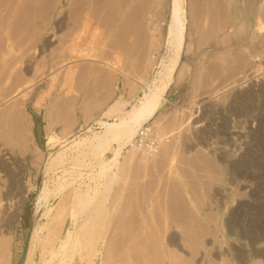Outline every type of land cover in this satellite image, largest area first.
<instances>
[{
	"label": "rangeland",
	"instance_id": "obj_1",
	"mask_svg": "<svg viewBox=\"0 0 264 264\" xmlns=\"http://www.w3.org/2000/svg\"><path fill=\"white\" fill-rule=\"evenodd\" d=\"M148 1L0 0V161L6 162L0 165V264L16 263L30 225L37 227L38 232L28 264L56 263L61 246L69 241L67 232L73 231L76 223L68 202L73 185L64 183L62 178L69 179L78 172L85 176L95 167L88 170L90 166L76 161L78 165L66 173L61 172L63 167L46 173L44 164L49 155L62 151L67 159L63 166H71L75 151L67 149L70 143L62 146L60 141L79 135L82 130L76 131L78 121L91 122L114 99L132 101L140 95L139 86L131 79L149 80L157 69L155 61L167 55L166 47L155 42L159 36L155 25L160 23L163 27L166 20L154 19ZM217 1L184 0L185 45L181 64L159 114L149 122L151 132L147 133L151 134L140 143L144 149L159 146L156 148L160 150L141 163L136 155L130 157L125 152L127 148L123 149L114 168L120 180L110 192L111 206H107L105 222L97 235L84 238L87 244L83 241L75 246L73 256L66 258L64 264H85L86 251L92 245L105 257L103 264H112V250L121 251L119 235L125 232L121 209H126L128 202L139 201L147 213L148 209H158L155 203L163 200L175 205L185 203L194 222L165 223L158 235L160 239L146 235L145 246L139 248L149 245V264H167L158 256L166 251L179 255L184 264H221L217 261L219 256L226 264H264L257 255L264 250V45H259L260 38L253 33L255 25L247 31L231 25L234 7L247 13L248 24H254L256 18L264 16V0ZM143 3L146 8L138 16L146 38L135 44V33L129 31L124 35L125 42L120 40L123 45L114 50L121 56L117 66L130 75L131 79H126L102 62L113 59L105 54L112 49L108 44L118 21L115 18L118 16L129 27L130 14ZM218 10H223L221 20L215 14ZM88 48L95 54L92 59L82 57ZM180 106L185 111L179 112ZM104 116L113 120L112 116ZM190 117L194 121L187 124ZM105 156L111 157V151ZM91 161L84 157L82 164ZM133 179L144 184L142 196L128 188ZM58 182L64 185L61 190ZM44 185L48 193L35 212ZM10 186L16 191L12 190L8 199L4 195ZM257 206L263 210L261 213ZM231 208L243 212L237 215L238 220L245 219L243 225L236 220L235 224L229 223ZM158 211L161 217L165 216V209ZM245 217L251 221L246 222ZM170 238L172 243H166ZM237 251L246 253V258L238 260ZM100 257L91 255L97 263ZM172 262L179 264L176 259Z\"/></svg>",
	"mask_w": 264,
	"mask_h": 264
},
{
	"label": "bare ground",
	"instance_id": "obj_2",
	"mask_svg": "<svg viewBox=\"0 0 264 264\" xmlns=\"http://www.w3.org/2000/svg\"><path fill=\"white\" fill-rule=\"evenodd\" d=\"M109 1H111V0H109ZM152 2L153 3H151V1L149 0L147 2L148 3L147 7H149V8L151 7L153 9V11H154V13H153L154 14L153 15L154 19L155 18L158 19L159 17H162L163 21L166 20V23H164L165 25L163 27L159 23L160 21L158 22L159 23L158 25H155V22L152 21V20H151V23L154 22L152 24H154L156 26L155 27V31H157L158 32L157 35H159L158 38L155 40V42H157L158 46H165L166 47V51L165 52H167V55L162 56L159 61L158 60L155 61L154 64H155V66H157V69H156V71L154 72V74L152 75V77L149 80H144V79H140V78L138 79V77L135 78V79H133V78L131 79L129 77L130 76L129 74H127L124 70H121L117 66L118 59H120L119 57H121V56H120V54L117 51H114V50L116 49V47L118 48L123 42H125L124 41V38H125L124 35H126L127 32H129V31L135 33L134 34L136 36L135 37L136 39H135V42H134L135 44H138L139 41H142V39L145 37L146 33L143 32V30L141 29L142 27H141V24L139 22V16H138V15H140V12L144 8H146V5H144L145 2L143 4H140V9L135 8L134 11H132V13L130 14L131 23H129L130 24L129 27L125 23H123V20H120V18L118 19V16L117 17L115 16L116 17L115 18V22L117 20L118 21H117L116 25L114 24L115 27H114V29H112V31L114 33L112 32L111 39H110V42L108 44V46L111 47L112 49L107 51V53L105 54L106 56H111L113 59H112V61L110 63H108V62L107 63L102 62V63L107 64V66L110 69H113V70L117 71L121 75V77L122 76H125L124 78L129 77L128 79H131L134 82V84L136 83L139 86V88L141 90L139 92H141V94L138 95V96L135 95L136 97L132 101L126 100L127 98H125V99H122V98L121 99H119V98L118 99H114L111 103H109L107 105V107L105 109H103L101 111L99 116H96V118L93 119L89 123L82 122L81 120L78 121L77 126H76V131L78 132V131L82 130V132H80L79 135L82 134V133L84 135L81 136V137H79V135H77V136L72 135L70 138L62 139L60 141L62 143V146H65L68 143H70L69 146L67 147V149H71L72 148L75 151V155L72 156V158H74V162L72 163L71 166H68V167H64L63 166L64 165L63 164L64 161L67 160V159L64 156V153H62V151L57 152L54 156L49 155L47 160H46V162H45V164H44V169H45L46 173H48V172H50L52 170H56V169L61 168V167H63L61 169V172L66 173L68 171V168H72V166L75 168V166L78 165L76 163V161H80L81 164H79V165L90 166V167H88L89 168L88 170H92L91 168L95 167L94 168L95 170H92L94 172L86 173L85 176H84L83 173L78 172L77 175H71L69 179L62 178L64 183L73 185V187L71 189V192H70V196H69V201L68 202H71L70 215L73 216V217H76V219L74 220V221H76V223H75L74 230L67 232V239L69 241L67 243H64L61 246V250L59 252V256H58L57 260L55 261L56 263H54V264H64L66 258H71L73 256L75 246L82 245L83 241H85V243L87 244L88 241L84 240V238L86 236H89L91 234H94V235L96 234L97 235L99 233V230L101 229L100 227L105 222L104 219L107 218L106 217L107 214H108L107 206L110 204L108 202V200L110 199V192L114 189L115 183L117 184L118 181L120 180V175L118 174V172L114 171V168H117V165H118V162H119L118 160H119V157L122 154L123 149L127 148V150L125 151L126 154L129 155L130 157L136 155L135 158L137 159L138 162L140 161L141 163L144 162V161L146 163V159H149V158L157 155L158 151L160 150V149L157 150V148H156V147H159V146H155L154 147L151 144H149V145H151L152 147L148 146V147H150V149L147 150V146H146V149H144L145 147L143 148V146L140 143L143 142L142 139L145 136H148L149 133H147V132H151L150 127H148L149 122L152 119L156 118L157 114H159V112H160V110L162 108V105L164 104V102L166 100V93H167L168 89L170 88V86L174 83L175 73H176L177 69L179 68V66L181 64V54H182V51H183L184 45H185V41H184L185 2H184V0H157V1L153 0ZM220 3H221V1H220ZM136 4H137V2H136ZM208 5H210V4H208ZM156 6L157 7L159 6V7L157 8ZM211 8H212V6H211ZM199 9H200V7H199ZM214 10H216V9H214ZM128 12H130V11L128 10ZM197 12H199V11H197ZM221 12H219V10H218V12L216 11V13H215V11H214V13L216 15H218L219 17L221 16L220 15ZM224 13H225V10H224ZM244 13L245 12H243L241 8L234 7V18H233V22H232L231 25L239 26L240 30H242V31L250 30V29H252V26L255 25V28H253V33L260 38V40H258L259 45H264V22L262 21V20H264V16H262L261 18H258V19L256 18L255 21H254V24H248L246 22V21L249 20V19H247L248 15H247V13L246 14H244ZM119 14L121 15V12ZM210 15L214 16V14H210ZM110 16H112V15H110ZM140 17H142V16H140ZM235 17L238 18L237 21H234ZM208 18H209V16H208ZM112 20H114V19H112ZM220 20H221V17H220ZM82 22H83V20H82ZM103 27H104V25H103ZM129 34L130 33H128V35ZM95 36H96V33H95ZM92 37L93 36H91V39H92ZM101 38H102V36H101ZM120 40H121L122 43H120ZM105 41H107V40H105ZM260 41H261L262 44H260ZM128 42H130V41H128ZM258 42H256V44ZM126 44H128V43H126ZM92 47H93V45H92ZM92 50L93 49L89 50V48H88L87 51L82 53V57L87 58V59H92L93 56L95 55ZM118 65H119V63H118ZM107 66H105V67H107ZM69 75H70V73H68L65 76L68 78ZM67 78H66V82L69 81V78H68V80H67ZM110 79H111V77H110ZM64 80H65V78H64ZM73 83H74V81H73ZM64 84H65V82H64ZM131 87H130V89L132 90L133 88H131ZM69 96H71V95H69ZM66 100H67V98H66ZM66 104H68V103H66ZM174 105H175V103H174ZM195 106H196V104H195ZM175 108H177V107H175ZM183 108L184 107L180 106L178 111L180 112L181 109L183 111H185ZM104 114L106 116H112L113 120L109 121V119H104V117H105ZM9 119H11V118H9ZM193 121H194V119H192L190 117L189 119H187V124L191 123ZM95 129H99V130L94 131ZM152 132H154V131H152ZM154 134H156V132ZM152 136L153 135H151V137ZM153 141H155V140H153ZM134 142L136 143V145L134 144ZM155 148H156V150H154ZM108 151H111V155L112 156L107 158L105 156V154ZM84 157H88L89 159H93V161H91L88 165L87 164H82V162L84 161ZM5 163L6 162L0 161V165H4ZM134 177H136V176H134ZM17 178H18V176H17ZM85 178L87 179L86 180L87 182L85 181ZM134 179H133L132 182L130 181L131 182L130 184L128 183L127 185H128V188L130 190H132V192H134L137 196H139L142 191L144 192V190H142V189H144L143 188L144 184L142 185V183H140L139 181L134 180ZM16 180H18V179H15V181ZM150 184H148V185H150ZM63 186L64 185H62V183H59V182L57 183V188L59 190H61L63 188ZM14 189H15L14 187L10 186L9 191L7 193H5L4 197L9 199V196H10L12 190H14ZM129 189H127V191H129ZM15 191H16V189H15ZM47 193H48V188H47L46 185H44L42 193L39 195L38 201L35 203V212L39 210V207L42 204V202H40V201L42 199L46 198V194ZM141 196H142V194H141ZM126 199L129 200L128 198H126ZM136 199H138V198H136ZM156 203H155V205H156V207L159 210H161L163 212V210L165 209V211H164L165 212V216L161 217L162 214L159 213L158 209H155V208L153 210L148 209L147 213H146V211L143 210L142 202H139V201H137V202L136 201L135 202H128V205H125L126 209H123V210L121 209V211L119 213H122V214H119V215H123V218H121V219L123 221H125V223H126V225L123 226V228H124L123 231H125V232H124V234L120 233V235H119L120 244L118 243V245H119V247L122 248L121 251H119V250H114L113 251L112 250V258H113V261L111 260L112 264H119L117 262H122L124 264H149L148 263V258H149L148 255L149 254L147 252L150 249V247H149V249H146L149 246L148 243H147L148 246H146V248H142V249L139 248L140 246H143V245L145 246L146 239H144V237L146 235H148V236L153 235V237H155V239H158L159 238L158 235H159L160 229L164 226L165 223L168 224V225L170 223H172V222H175L176 224L177 223L178 224L181 223V224H185V225L187 223L189 224V221L191 220L190 219L191 215L189 214V208H187L185 203H180L179 205H175L173 202H170V200L168 202H167V200H166V202H164V200H163V202H156ZM251 205L253 206V204H250V206ZM109 206H111V205H109ZM246 206H248V205L246 204ZM243 207H244V205H243ZM144 208H145V206H144ZM240 208H242V207H240ZM246 208H248V207H246ZM252 208L250 207L249 209H252ZM260 209L261 208H259V211H260ZM231 210H232V213L229 216V223L231 224L234 221V224H235V220H236V221H238V224H239V222H241L242 225H243V220H245V219H242V221H241V220H238L239 218H237V215L240 214V213H242L241 215H243V212L239 213L238 209H236L238 211H235V210H233V208H231ZM242 211H243V209H242ZM248 211H250V210H248ZM262 211H260V213ZM252 214H254V213H252ZM206 216H208V215H206ZM248 218H251V216H248ZM260 219H262V218H260ZM246 220H247V218H246ZM248 221H251V220H247L246 222H248ZM262 221H264V220H262ZM192 222H194V221H192ZM192 222H190V225H191ZM199 222H201V221H199ZM244 225H245V223H244ZM249 225L252 227V225L248 223V227H250ZM117 227H120V226H117ZM191 227H192V225H191ZM184 228H185V226H184ZM193 228H195L194 225H193ZM258 228H259V226H258ZM244 229H246V228H244ZM261 229L262 228H260V230ZM195 230H197V229H195ZM213 230H214V228L212 229V231ZM184 231H185V229H184ZM244 231L246 232L247 230H244ZM37 232H38V228L35 227V226L33 227L31 225L30 239H29V242H28V247H27V250H26L24 261H23L22 264H28V261H29V258H30L31 252H32V246H33V242H34V237L37 235ZM193 232L196 233V231H193ZM101 234H103V233H101ZM117 234H119V233H117ZM170 237H172V236H170ZM191 238H192V236H191ZM198 238H199V236H198ZM254 238H252L250 240H253ZM170 240H171V238L167 239L166 243H168V244L172 243ZM247 240H249V239H247ZM254 240H257V239L255 238ZM192 241H193V239H192ZM253 241H251V242H253ZM95 243H96V241H95ZM149 243H150V241H149ZM257 243H258V241H257ZM99 244H101V246L104 245V240H103L102 237L100 238V243ZM92 246L86 251V253H87V261H86L85 264H100V262H101V264H103L102 260L105 257L101 256V251L100 250L93 249ZM255 246H252V249H254L253 247H255ZM237 248L239 250V247H237ZM256 248H258V247H256ZM256 248H255V250H256ZM262 248H264V247H262ZM234 249H236V248H234ZM110 251H111V249H110ZM261 251L262 252L257 253V255L260 256L264 260V250H261ZM233 252H235V250ZM162 253L163 254H159L158 253V256L161 258L162 261H166L167 264H173L174 262H172V261L174 259H176L179 264H184L183 263L184 259L179 257V255H176V254H173V253H170V252H167V251L166 252H162ZM237 253H239V251H237L236 254ZM232 254H234V253H232ZM91 255L95 256L96 258H99L101 256L100 257V262L97 263V262H95V260L92 261ZM104 256H105V252H104ZM237 256H238V254H237ZM246 256H247L246 253L242 252V253H239V256L237 257V259L240 260L239 257H242V259H244V258H246ZM79 257H80V259H83V254H80ZM224 257H225V255H224ZM254 257H256V256H254ZM260 257H259V259H260ZM222 259H223L222 256L217 257V261L219 260L220 262L221 261L223 262L221 264H226V263H224V261ZM149 261H151V260H149ZM232 262H234V261H232ZM150 263L152 264V262H150ZM257 263H259V261H257ZM105 264H107V261H106ZM218 264H220V263H218Z\"/></svg>",
	"mask_w": 264,
	"mask_h": 264
},
{
	"label": "water",
	"instance_id": "obj_3",
	"mask_svg": "<svg viewBox=\"0 0 264 264\" xmlns=\"http://www.w3.org/2000/svg\"><path fill=\"white\" fill-rule=\"evenodd\" d=\"M30 230H31V225L28 228V231H27L26 236L24 238L23 246L21 248V252H20L19 257H18V259H17L15 264H22L23 261H24V257H25L26 250H27V247H28V242H29V239H30Z\"/></svg>",
	"mask_w": 264,
	"mask_h": 264
}]
</instances>
